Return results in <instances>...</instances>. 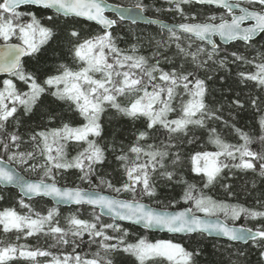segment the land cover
Instances as JSON below:
<instances>
[{
    "label": "snow or ice",
    "instance_id": "6c2138e0",
    "mask_svg": "<svg viewBox=\"0 0 264 264\" xmlns=\"http://www.w3.org/2000/svg\"><path fill=\"white\" fill-rule=\"evenodd\" d=\"M164 4L155 11L178 15L181 22L151 20L161 32L159 39L147 37L149 52L143 54L141 36L120 47L124 37L116 29L125 15L109 16L107 0H0V184L14 185L21 193L19 208H0V232L14 236L0 240V264H197L199 251L173 239L152 242L141 236L129 242L122 221L145 230L224 238L236 256L231 264H252L248 250L255 251V264H264V191L253 206L205 191L219 185L236 197L235 185L227 183L229 174L251 172L264 181V114L259 134L253 135L224 118V104L208 102V81L216 71L230 72L235 65L237 84L249 92L225 98L229 116L235 120L232 110L238 114L246 106L264 113V0ZM150 7L144 0L134 6L137 16ZM93 24L96 28L85 34ZM61 34L70 61L49 69L44 50ZM216 37L240 46L229 51ZM49 97L66 106L73 120L58 117L45 103ZM109 110L142 124L131 144L102 142V117ZM33 117L48 123L21 133L25 118ZM57 119L59 125L50 126ZM218 125L234 133L237 142H229ZM197 144L198 149L186 151ZM109 153L118 162L119 186L100 174ZM9 163L39 170L41 176L27 181ZM185 168L199 177L201 188L184 179ZM72 170L92 187L58 186L57 177ZM161 184L185 186L180 199L189 206L169 210L146 204L145 198L158 196ZM101 187L115 195L102 194ZM255 189L253 181L245 191ZM122 193L131 198H119ZM34 197H51L55 206L42 214L25 202ZM61 205L78 206L63 224ZM83 206L91 208L87 218L79 211ZM241 218L254 227L238 226ZM28 238L43 239L46 246L19 243ZM234 244L248 250L237 247L232 253Z\"/></svg>",
    "mask_w": 264,
    "mask_h": 264
},
{
    "label": "trees",
    "instance_id": "16d2710c",
    "mask_svg": "<svg viewBox=\"0 0 264 264\" xmlns=\"http://www.w3.org/2000/svg\"><path fill=\"white\" fill-rule=\"evenodd\" d=\"M108 2L122 5V6H130V5H136L139 0H107ZM145 3L149 5H154V7H150L147 11H144V13L151 17V18H157L166 22H181V19L178 15H175L173 13H167V12H156L155 8L157 7H167V5L164 4V0H144ZM191 9V6H188ZM193 11L195 9H192ZM96 26L91 25L87 26L85 28V34L88 32L94 30ZM116 31L119 33V35L124 37V41H121L120 47L126 48L128 47V43H125V41L132 43L135 42L134 37L141 36L144 38V46L141 48V52L143 54H148L149 48L147 43V37H156L159 39V34L161 30H159L157 27L154 26H143V25H130L129 23H121V25L116 29ZM262 43H264V40H262ZM239 44H232L229 47V51L235 50L236 47H239ZM68 45L65 43V38L63 34L59 35L56 39L53 41H50L49 44L46 46L44 53H43V59L47 62V67L49 69H53L54 66L61 62H69L70 56L68 55L67 51ZM241 51H243V48L241 47ZM223 55V53H222ZM230 72H226L224 70H219L215 72V75L213 77V80L208 81L209 86L212 90L211 95L208 97V102L210 104H217L222 103L225 105L224 107V118L228 119L230 123H235L237 127L242 128L244 131L249 132L253 135L259 134V118L262 114L260 112H256L255 109L251 108L250 106H246V109L244 111L239 112L238 114L232 110V115L235 116V120H232V118L229 116V109L227 108V98H234L236 92H242L243 94H247L249 92V87H245L243 85H238L236 80V66L230 65ZM203 75V73H201ZM46 104L50 106L52 110L57 114L58 117H62L65 121L67 120H73L72 113L67 111L66 106L62 105L59 102H55L53 98H46L45 101ZM61 121L59 119L52 121V124L50 126H58ZM102 122L104 125V140L102 142L104 143H111L115 141L116 143H123L125 146L131 144L134 140V133L136 132L137 128H140L143 130L142 124L140 122H133L127 118L121 117L118 114H115V110H109L108 114H106L104 117H102ZM37 123H48L47 118H45L43 121L40 120L39 117H33L32 120H28L25 118V124L20 128L21 133H26L28 129L35 128ZM219 130L221 131L222 135L225 136V138L232 143L237 142V137L234 135V133H230L227 128H224L222 125H218ZM24 139L27 140V135L24 136ZM154 141L150 140L149 143H153ZM204 142V138L201 139L200 143ZM27 147V145L22 146L21 150H24V148ZM193 148H199V144L197 145H188L187 150L193 149ZM211 149V146H209ZM254 149L259 148L258 144L253 145ZM74 154V153H73ZM108 160L109 163H107L104 168L101 170V175H105L107 179H111L114 184L119 186L121 177L120 173L117 170L118 169V162L115 161L114 156L109 153L108 154ZM6 162V157H5ZM14 168L22 173L25 177L30 179H36L38 180L41 176V172L38 171H31L25 168H22L14 163H9ZM227 173V170H225ZM183 177L185 180L188 181V183L196 184L198 188L202 187V182H200L199 177L196 176L195 173H190L187 168L183 170ZM58 180V186H67V187H75L79 186L84 189H89L92 186L83 183L77 179V174L74 170L70 171L69 173H66L60 177H57ZM255 181L256 189L252 190L251 192L245 191V188L252 189V182ZM227 183L234 184L235 185V191L237 192L236 197H229L226 195L223 188H221L219 185L212 188L210 191L205 190L208 194L212 195L214 198L217 199H224L231 203H242L245 206H253L255 203V197L260 195L261 191H264V181H262L258 176L255 174L249 172V173H237L236 177H232L229 174V178L227 180ZM93 184H98V180L94 177L93 178ZM182 185H175V184H169L164 185L161 184V186L158 188V196L155 199H148L145 198L144 202L152 205L154 207H164L167 206L169 209H173L171 205L175 203L174 209H180L188 207L189 205L184 204V202L180 199L182 196ZM100 192L108 193L111 195H115L110 190H106L104 188L97 189ZM0 195L4 196L3 200H0V208L8 207V206H15L19 208L18 201L21 198L15 190L12 189H1L0 188ZM121 199H130L131 197L127 193H122L120 195ZM26 203H29L33 209L36 211H40L42 214H46L47 209L54 207L49 201L45 199H34L30 201H26ZM26 211V210H21ZM60 211V220L63 224V217L69 215L72 212L77 211L76 208H59ZM80 213L87 218L89 213L91 212L90 208L82 207L79 209ZM104 219V218H103ZM106 222H111V220L104 219ZM237 225H245L249 227H254V224L251 222L244 221L243 218H241L240 221L236 222ZM123 227L128 228L130 235L128 237L129 242H135V240L141 236L147 238L148 240L154 242L157 239H173L176 242L182 243L187 249L193 250L196 249L199 251V256L196 257L197 264H231L232 261L236 260L235 255H231L228 251V244L225 241L221 240H214V239H208L205 236H199L197 234L192 236H186V237H176V236H167V235H158L153 234L141 229H137L135 227L122 224ZM87 239V237H85ZM0 240H14V236L11 234L5 236L2 232H0ZM19 243H27L31 246H36L38 244L44 245V240L40 239L39 241L35 238H28L27 240H21ZM48 243H51V241H48ZM245 248L247 249L246 245H237L234 244L231 252L234 253L236 248ZM92 250H95L94 247ZM85 251H88L86 248ZM249 251V260L252 262V264H255V260L257 258L255 251L248 250Z\"/></svg>",
    "mask_w": 264,
    "mask_h": 264
},
{
    "label": "water",
    "instance_id": "95a60500",
    "mask_svg": "<svg viewBox=\"0 0 264 264\" xmlns=\"http://www.w3.org/2000/svg\"><path fill=\"white\" fill-rule=\"evenodd\" d=\"M108 4L112 5L111 8L108 9V12L107 14L108 15H113L115 18H119V15L121 12H124V15H125V19L123 22L125 23H129V24H137V25H145V26H154V27H157L160 29V25L159 24H152L150 23L151 20H159L163 23H169V24H178L180 22H177V23H174V22H166V21H163V20H160V19H154V18H150L148 17L147 15H145L144 12H141L139 14V16H137V11L134 6H119V5H116V4H112V3H109L107 2ZM133 17L136 18V21L133 22ZM94 25V24H93ZM217 40L218 43L221 44V46H228L226 45L223 41H220V38L219 37H216L215 38ZM0 166H3L2 164H0ZM9 168H14V166H12L11 164H8L7 165ZM15 169V168H14ZM16 170V169H15ZM16 172L22 176L25 180L27 181H36V179H30V178H27L25 177L22 173H20L19 171L16 170ZM0 188L1 189H12V190H15L17 192V194L21 197V193H20V189L15 187L14 185H6V184H0ZM102 194H106V195H111V194H108V193H104V192H101ZM34 199H45L47 201H49L53 206H55V203L54 201L52 200L51 197H34L32 198L31 200H34ZM26 201H30L28 198H25ZM147 204V203H146ZM149 205V204H148ZM151 207L153 208H158V207H154L152 205H150ZM70 207H78V206H75V205H61L60 208H70ZM83 207H87V208H90L89 206H83ZM186 208V207H185ZM91 209V208H90ZM169 210H183V208H180V209H169ZM104 219H109L110 218L108 216H105L103 217ZM121 224H125V225H129V226H132V227H135L137 229H141V230H144V231H147V232H150V233H154V234H158V235H167V236H176V237H186V236H192V235H195V234H172V233H167L166 231L164 230H160V229H152V230H145L143 229L141 226L139 225H131L129 222L127 221H122L120 222ZM206 238L208 239H214V240H222V241H226L228 242L226 239L224 238H214L213 236H207V235H204ZM229 243V242H228ZM240 245H243V244H240Z\"/></svg>",
    "mask_w": 264,
    "mask_h": 264
},
{
    "label": "bare ground",
    "instance_id": "6f19581e",
    "mask_svg": "<svg viewBox=\"0 0 264 264\" xmlns=\"http://www.w3.org/2000/svg\"><path fill=\"white\" fill-rule=\"evenodd\" d=\"M135 6V5H134ZM123 23H125V22H123Z\"/></svg>",
    "mask_w": 264,
    "mask_h": 264
},
{
    "label": "rangeland",
    "instance_id": "374dc122",
    "mask_svg": "<svg viewBox=\"0 0 264 264\" xmlns=\"http://www.w3.org/2000/svg\"><path fill=\"white\" fill-rule=\"evenodd\" d=\"M202 215V214H201Z\"/></svg>",
    "mask_w": 264,
    "mask_h": 264
}]
</instances>
